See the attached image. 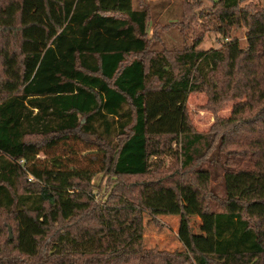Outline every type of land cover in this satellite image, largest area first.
Masks as SVG:
<instances>
[{
  "label": "trees",
  "instance_id": "16d2710c",
  "mask_svg": "<svg viewBox=\"0 0 264 264\" xmlns=\"http://www.w3.org/2000/svg\"><path fill=\"white\" fill-rule=\"evenodd\" d=\"M211 1L228 41L205 50L197 40L171 57L149 55L150 14L134 0H0V214L16 225L15 239L0 242V264H264V6ZM242 25L245 47L232 33ZM202 91L217 103L247 98L231 122L259 104L256 168L227 163L222 195L202 166L196 183L151 180L135 195L120 181L97 201L94 176L149 173L161 137L179 145L184 169L210 161L217 136L196 131L186 105ZM68 140L94 146L99 167L38 158ZM146 214H212L213 250L145 247Z\"/></svg>",
  "mask_w": 264,
  "mask_h": 264
},
{
  "label": "rangeland",
  "instance_id": "374dc122",
  "mask_svg": "<svg viewBox=\"0 0 264 264\" xmlns=\"http://www.w3.org/2000/svg\"><path fill=\"white\" fill-rule=\"evenodd\" d=\"M147 8L150 14L149 21V55L153 53H166L171 57L184 49H188L197 40H201L199 49H219L227 40L216 31L218 20L210 15L207 10L212 7L211 0H134L136 8ZM241 6L252 11L260 10L264 0H242ZM232 33L239 38L241 47L247 45L245 27L232 28ZM247 100L245 96L227 98L217 103L211 101L207 91L191 93L187 100V111L193 128L202 133L216 135L218 146L207 155L210 161H196L191 168L183 167L179 155V145L171 137H161L154 144L158 154L151 157V169L145 175L110 177L106 173H98L92 180L97 201L100 197H107L114 193L120 181L130 185L124 186L126 192L138 193L139 185L146 181L157 180L162 183L173 184L193 178L198 182V173L201 167L211 173L209 189L222 195L221 175L226 164L235 168L247 166L255 169V156L251 152L255 149L250 146L258 132L261 118L258 117L259 104L251 110L249 108L238 120L231 122L233 108L237 103ZM256 129V133L253 132ZM223 138V144H221ZM28 139L39 140L38 137ZM96 153V148L82 141L68 140L52 151H42L38 158L45 161V166L54 167L57 159H62L71 167L95 168L99 162L91 160V155ZM250 156V158H249ZM71 160L69 161V159ZM230 159V160H228ZM216 174L219 175L216 177ZM115 181V182H113ZM133 195V194H128ZM133 197H136V196ZM218 195V194H217ZM214 210H220V202H209ZM145 221V247L157 248L159 251L169 253H188L190 256L192 246L204 252H211L214 248V217L212 214L192 215H160L157 221H151V216L146 214ZM16 236V225L11 216L0 214V242L4 243L9 238V226ZM12 239V240H13ZM48 242L50 238H47ZM47 242V243H48ZM24 264V263H23ZM33 264V263H27Z\"/></svg>",
  "mask_w": 264,
  "mask_h": 264
},
{
  "label": "water",
  "instance_id": "95a60500",
  "mask_svg": "<svg viewBox=\"0 0 264 264\" xmlns=\"http://www.w3.org/2000/svg\"><path fill=\"white\" fill-rule=\"evenodd\" d=\"M9 235H10V238L13 239V231H12L11 226H9Z\"/></svg>",
  "mask_w": 264,
  "mask_h": 264
}]
</instances>
